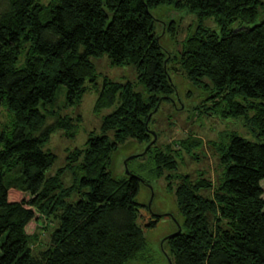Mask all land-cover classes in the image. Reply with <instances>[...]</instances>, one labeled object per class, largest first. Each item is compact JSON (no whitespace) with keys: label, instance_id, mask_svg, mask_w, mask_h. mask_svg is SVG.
Here are the masks:
<instances>
[{"label":"trees","instance_id":"16d2710c","mask_svg":"<svg viewBox=\"0 0 264 264\" xmlns=\"http://www.w3.org/2000/svg\"><path fill=\"white\" fill-rule=\"evenodd\" d=\"M163 4L214 16L220 31H196L173 57L161 45L151 11ZM260 6L262 0H6L0 11V102L14 116L0 131V264H129L144 258L149 244L138 222L137 196L141 182L166 170L173 171L170 188L179 180L175 194L184 216L181 232L165 239L171 264H264V141L232 132L213 142L223 167L216 185L203 172L196 179L177 173L182 152L203 144L190 135L164 147L153 142L128 160V167L137 162L131 175L116 178L109 170L120 143L153 140L154 109L177 91L172 69L210 88L207 109L245 117L264 138ZM237 21L246 26L231 28ZM105 53L115 64H134L149 96L144 99L131 83L104 80L95 111L117 107L106 115L102 134L74 152L76 181L64 187L62 170L46 174L56 154L44 146L57 128L74 134L75 124L47 105L61 85L72 104L80 100L86 81L96 84L91 57ZM172 62L179 65L172 68ZM48 118L53 123L47 125ZM73 193H80L78 199L70 200ZM43 216L56 223L45 244L38 226L31 232Z\"/></svg>","mask_w":264,"mask_h":264},{"label":"rangeland","instance_id":"374dc122","mask_svg":"<svg viewBox=\"0 0 264 264\" xmlns=\"http://www.w3.org/2000/svg\"><path fill=\"white\" fill-rule=\"evenodd\" d=\"M262 2L264 5V0ZM5 6L6 0H0V11ZM151 11L156 18L155 28L160 37L161 45L166 53L173 57L179 55L186 37L196 31L202 28L220 31V24L214 16L200 18L197 12H193L189 8H177L174 5L163 4L152 8ZM263 18L264 7L260 6L257 22ZM172 23H174L175 29H170ZM243 26L246 24L239 21L230 25L233 29ZM91 59L97 71L96 84L86 81L87 90L82 98L74 104L67 98L66 86L61 85L54 102L49 103L46 109L57 111L61 116L72 118V122L75 124L72 128L74 134L66 128H57L52 132L44 146L45 150L56 154V161L46 174L50 176L62 170L60 176L64 187H70L76 181L77 168L74 166L78 164V160L73 159L74 152L78 149H84L88 145L90 136L102 134V124L106 115L117 107L115 104L101 111H95V103L104 85V80L110 79L124 84L131 83L133 90L140 92L144 99L149 96L144 84L138 80L134 64H115L107 53L101 56H93ZM174 63H170V67L179 65H174ZM171 74L177 91L170 99L163 100L156 111L150 130L154 131L157 137L155 139L154 135L152 141H156V145L164 147L189 135L202 139L203 144L201 143L199 148L193 150L192 153L182 152L181 157L177 158V173L190 174L192 179H196L203 172L205 177L211 179L216 185L223 167L220 165L217 145L213 142L227 139L228 136L226 135L232 132L252 141H264V138L257 135L245 117L225 118L220 116V113L215 112L214 109H207L206 105H211V103L206 98L212 92L210 88L205 89L202 86L203 83L196 85L182 72L176 73L173 72V69ZM13 116L9 107L0 102V131L12 122ZM53 121V118H48L47 125ZM109 135L113 138L114 134L111 131ZM148 146L133 139L120 143L113 154L109 168L113 176L118 178L125 175V161L132 155L141 154ZM138 161H144V159ZM136 163L131 162L128 168H135ZM171 172L173 171L166 170L162 177L154 178L151 182H141L140 192L137 196V201L140 204L138 222L144 228L149 251L144 258L133 260L129 264H171L169 248L165 239L176 233L184 222V216L175 194L179 180H175L173 188H170L167 175ZM262 186L264 188V180ZM202 192L208 195L212 191L208 189ZM79 195L80 193H73L70 200L78 199ZM26 198H30V195L26 194ZM153 220L156 221L155 224L149 226L148 224ZM55 224V221L50 223L43 216L39 224L32 226L31 232L38 226L40 242L45 244L49 242L50 233ZM39 244V242L33 244L35 252L41 248Z\"/></svg>","mask_w":264,"mask_h":264},{"label":"water","instance_id":"95a60500","mask_svg":"<svg viewBox=\"0 0 264 264\" xmlns=\"http://www.w3.org/2000/svg\"><path fill=\"white\" fill-rule=\"evenodd\" d=\"M159 105H160V103H159ZM159 105L154 109V112H156L157 110H158V108H159ZM153 113H151L150 114V116L152 115ZM147 123H148V121H147ZM151 133H153L154 135H155V139H156V137H157V135H156V133L154 132V131H151ZM153 142V141H152ZM151 142V143H152ZM151 143H149L148 145V148L150 147V145H151ZM148 148L144 151V152H146L147 150H148ZM136 155H132V156H130L126 161H125V165H126V173L127 174H129V175H131V174H133L130 170H129V168H128V160H131V159H133L134 157H135ZM179 232H181V227H179V230L176 232V233H179Z\"/></svg>","mask_w":264,"mask_h":264}]
</instances>
